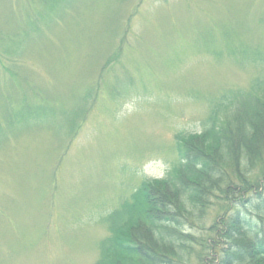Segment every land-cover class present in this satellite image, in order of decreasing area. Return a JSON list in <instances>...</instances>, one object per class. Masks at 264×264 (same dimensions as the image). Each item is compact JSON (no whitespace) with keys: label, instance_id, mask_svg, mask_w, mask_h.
Wrapping results in <instances>:
<instances>
[{"label":"rangeland","instance_id":"374dc122","mask_svg":"<svg viewBox=\"0 0 264 264\" xmlns=\"http://www.w3.org/2000/svg\"><path fill=\"white\" fill-rule=\"evenodd\" d=\"M257 79L264 0H0V264H95L177 134Z\"/></svg>","mask_w":264,"mask_h":264},{"label":"trees","instance_id":"16d2710c","mask_svg":"<svg viewBox=\"0 0 264 264\" xmlns=\"http://www.w3.org/2000/svg\"><path fill=\"white\" fill-rule=\"evenodd\" d=\"M15 63L4 58V71L14 75ZM202 126L177 134L166 177L145 180L106 217L95 264H264V79L218 96ZM217 207L222 215L207 226Z\"/></svg>","mask_w":264,"mask_h":264}]
</instances>
